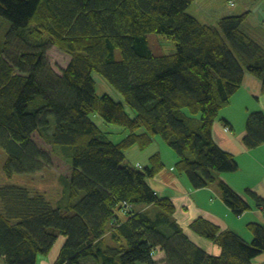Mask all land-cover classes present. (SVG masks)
Wrapping results in <instances>:
<instances>
[{"label":"trees","instance_id":"trees-1","mask_svg":"<svg viewBox=\"0 0 264 264\" xmlns=\"http://www.w3.org/2000/svg\"><path fill=\"white\" fill-rule=\"evenodd\" d=\"M193 1L0 0L3 172L7 178L39 174L50 164L48 146L70 164L55 204L25 188H0L4 264H37L59 236L65 241L55 264H158L157 246L166 252L165 264H251L264 253V225L248 226L253 239L246 244L196 219L189 229L220 249L207 255L173 219L174 204L147 184L164 168L161 158L154 154L142 169L125 160L124 151H142L159 137L192 189L215 186L236 217L250 209L218 179L238 165L216 146L212 126L245 73L264 94V47L241 29L248 13L204 25L187 11ZM148 35L171 41L174 53H153ZM50 48L69 59L60 73L48 68ZM94 77L117 99L98 96ZM94 115L123 128L125 138L112 143L115 134L101 131ZM243 144H264L261 113L248 117ZM245 195L258 200L250 190ZM140 206L152 209L138 213Z\"/></svg>","mask_w":264,"mask_h":264},{"label":"crops","instance_id":"crops-1","mask_svg":"<svg viewBox=\"0 0 264 264\" xmlns=\"http://www.w3.org/2000/svg\"><path fill=\"white\" fill-rule=\"evenodd\" d=\"M214 1L206 0L204 2V6L210 9V11L205 13H201L199 10L191 12L190 9L193 6H190L187 11L200 23L213 26L220 18L225 16H239L248 13L247 20L252 10V2L256 4L259 0H247L248 2L240 0L241 3L236 1L238 4L231 2L233 13L224 11ZM260 19L262 22L264 21L261 14ZM257 40L259 39L257 38ZM260 42L264 43L263 41ZM97 87L98 85H96V89ZM107 90L111 92L103 84L98 96L111 95ZM256 112L264 115V94L261 93L260 82L245 73L241 87L232 96L229 106L219 112L212 126L214 143L223 152L231 155L238 165L236 172L220 174L218 179L228 185L249 205L250 209L239 217H236L222 202L215 186L199 190L192 189L186 178L177 174L174 170V165L178 161L177 157L170 154V152H166L167 150L162 148L159 143H157L158 151L154 150V153L147 157L146 166L149 165V158L154 154L161 158L164 165V168L154 178L148 180L147 184L160 199H168L174 204L173 219L178 223L188 240L193 245L201 248L207 255L218 256L220 249L214 242L204 240L194 234L189 229L192 221L203 219L217 227L219 234L233 232L246 244H250L253 239L248 226L250 224L264 225V144L255 149H248L243 144V137L246 133V121L250 114ZM226 128L227 131L225 130ZM114 134L109 136L110 140L112 143L118 144L116 143L117 140H115L117 132ZM146 149L142 151H146ZM160 150H163V154ZM125 160L128 164L136 165L140 169L144 168L142 164L128 161L129 158L125 157ZM246 190H250L258 200L246 196ZM58 200L56 199L52 203L55 204ZM135 209L138 213H144L151 211L152 207L140 206ZM64 241L65 238L63 236L57 239L52 247V249L54 248V254L49 259L46 258V261L40 258L37 264H55ZM155 249L153 259L158 264H165L167 257L164 249L161 246H157ZM0 264H4L2 259H0ZM251 264H264V253L255 257Z\"/></svg>","mask_w":264,"mask_h":264},{"label":"rangeland","instance_id":"rangeland-1","mask_svg":"<svg viewBox=\"0 0 264 264\" xmlns=\"http://www.w3.org/2000/svg\"><path fill=\"white\" fill-rule=\"evenodd\" d=\"M205 1L206 0L193 1L194 2L192 5L193 7L190 9V11L194 12V10H199L201 13L210 11L209 8L204 6ZM236 1H238V3H241L240 0H215L214 2L216 5H220L224 11H231V13H233V9L231 10V8H233V5L231 6V2L238 4ZM245 2L248 1L246 0ZM260 14L264 18V0H259L256 4L252 2L251 13L249 14L248 19L242 25L241 29L244 32H246L247 35L254 42L259 43L261 46L264 47V43L260 42V41L264 42V21L263 22L261 21ZM0 35L1 36L3 35V27L0 28ZM257 38L259 40H257ZM153 41H155V43ZM148 43L151 50L156 55H171L175 51L174 44L171 41H168L158 35H148ZM15 45H17L18 48L24 45V48L22 50H25L26 48L27 51H29L30 49L21 39H17L15 41ZM18 52L19 49L15 52L13 50V52H11L10 55L13 57ZM45 60L49 66L48 68L56 73H60L59 71L61 70V68H65L67 62L69 61L67 56L61 54L55 48H50L46 50ZM94 80L96 85H98L96 89V93L99 94L101 91V86H103V82H101L97 77H94ZM110 94L114 99H117V95L114 94L113 90L110 92ZM128 112L130 113L131 111L128 110ZM91 120L103 132H107V133L117 132V136L115 137V140H117L116 143L120 142L126 136L125 130L123 128L114 125L105 124L98 116L95 115L92 116ZM157 143H159L162 146V148L167 150L166 152H170V154L175 155V153L171 149H169L165 145V143H163L162 139L159 137L153 138L152 145L148 149H146V151H141L140 149H138V147L134 146L124 151V155L126 158H129L128 161H132V163L137 162L139 164H142L143 167H145L147 164V157H149L151 153H154V150L158 151ZM46 148L51 154L50 164L46 168H44L43 171H41L37 175L14 174L12 175L11 178H7L3 172V164L5 162L6 156L4 151L0 148V188L10 187V186L25 188L27 190H30L31 192H38L44 195L46 199H48L51 203L52 201L59 198V192L61 191L60 179L61 178L66 179L67 177L70 176L69 160L64 158L56 149H53L50 146ZM160 152L163 154V150H160ZM60 237L61 236H59L57 239H59ZM52 254H54V248L51 249L48 256L44 257L43 260L46 261V258L49 259V257ZM168 257H169L168 259H170L169 254Z\"/></svg>","mask_w":264,"mask_h":264},{"label":"bare ground","instance_id":"bare-ground-1","mask_svg":"<svg viewBox=\"0 0 264 264\" xmlns=\"http://www.w3.org/2000/svg\"><path fill=\"white\" fill-rule=\"evenodd\" d=\"M225 130L227 131V128H226ZM125 206H126L127 208H129V206H128V205H125ZM125 206H124V207H125ZM62 246H63V245H62Z\"/></svg>","mask_w":264,"mask_h":264}]
</instances>
